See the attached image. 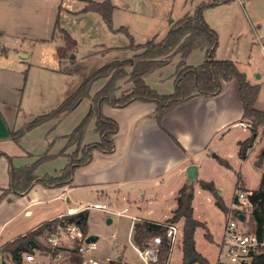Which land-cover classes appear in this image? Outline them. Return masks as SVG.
<instances>
[{"label": "crops", "instance_id": "obj_1", "mask_svg": "<svg viewBox=\"0 0 264 264\" xmlns=\"http://www.w3.org/2000/svg\"><path fill=\"white\" fill-rule=\"evenodd\" d=\"M62 1L0 0V40L5 39L9 31L14 32L13 35L20 40L51 41L50 35H52L57 19L56 12L58 8H61ZM30 11L36 13L40 20L41 16L46 18V22L43 20V30H40L38 25H34ZM36 28L37 31H35ZM204 53L206 58V52ZM20 55L24 59L29 56L23 52H20ZM174 58L177 59L178 64L180 56ZM216 58L225 60L218 56ZM15 63V60L10 58L5 50H0V198L9 186L11 163L15 167L31 165L48 153L52 156L51 159L38 167L37 174L43 165L60 157H64L67 161L66 165L68 164V158L62 154V151L67 144V139L64 137L69 134H54L59 121L46 122L24 133L25 124L37 115L30 114L28 117L20 115L28 84L26 73L29 69H26V66L21 64L22 62ZM173 67L172 76L174 78L177 66ZM41 68L53 76L66 75V71H63L61 66H41ZM252 84L260 85L259 83ZM130 87L131 85L127 89ZM72 92L63 93V100ZM160 94L170 93L160 92ZM257 104L258 100L256 108L262 110ZM155 111V104L140 101L133 102L125 108L104 106V115L115 120L119 125V131L114 136L115 151L109 155L95 151L92 161L75 171L71 185L63 188H46L41 184H36L25 195L8 194L5 196L0 201V249L44 223L56 219L61 214L82 212V209L88 205L84 196L90 192L95 193V198L102 199L95 203L102 202L116 210L128 208L131 216L142 221L164 223L172 217L177 208L180 189L190 182L186 173L187 168L190 165L197 166L198 179L204 180L200 177V170L205 163H210L211 157L209 156L211 152H215L216 156H213V161L219 163L218 157L227 160L232 169L233 165L229 159L234 155L240 158L239 143L251 136L250 127H247L249 124L243 120L244 109L239 85L235 80L224 82L222 91L217 96H197L180 103L164 117L162 124L157 122ZM95 123L93 120L89 124L84 144L100 139L95 133ZM47 124L51 126L45 128ZM40 129H45V132H42L37 140V151H33L32 147L25 148L23 141L27 138H24L36 131H42ZM18 132L19 137L15 140L13 133ZM260 133H264V127L260 129L253 146L248 149L247 158L252 153L262 152L260 149L264 141L262 137L258 140ZM90 135L92 139L89 141ZM75 149L73 146L65 154H71ZM60 173L61 171L58 175ZM45 175H50V173L46 172L42 176ZM215 185L218 189L216 183ZM197 189L207 192L201 189L199 184H195V193ZM219 193H222V190H219ZM225 204L229 209L232 206V203L225 202ZM150 205H156L162 209L163 215L157 219L139 217L138 213L143 212L142 208ZM126 219L130 220L128 217ZM113 223L112 219V223L108 226H112ZM197 231L198 229L195 232L197 251L211 264H214L204 252L198 249ZM111 237L116 239L117 236L113 233ZM130 239L134 242L131 229L128 232V241ZM213 242H215L214 237ZM112 245L116 250V248L125 246V243L117 239L112 242ZM38 252V258L45 261L46 254ZM115 256L119 260L121 253L118 252ZM26 263L34 264L28 261ZM125 264L129 262L126 260Z\"/></svg>", "mask_w": 264, "mask_h": 264}, {"label": "rangeland", "instance_id": "obj_2", "mask_svg": "<svg viewBox=\"0 0 264 264\" xmlns=\"http://www.w3.org/2000/svg\"><path fill=\"white\" fill-rule=\"evenodd\" d=\"M210 1L213 0H111L115 6L111 29L100 14L83 12L87 5L86 0H63L61 8H58L56 12V22L59 21V27L56 28L55 22L52 35H50L51 41L20 40L13 35L14 32L8 31L6 38L0 40V50H5L10 58L15 60V64L22 62L21 64L29 69L26 73L28 84L24 93L21 117L52 111L62 102L63 93L74 91L87 76L97 69L113 61L132 60L135 51L130 48V36L135 44H145L152 39L158 42L167 35L172 24L187 14L193 15L199 6ZM30 13L32 21L35 22L34 25H38L37 27L43 30V20L46 22V18L41 16L40 20L36 13L33 11ZM204 17L219 35L216 56L236 62L239 70L245 73L252 83L260 84L257 105L264 110V0H234L226 5L205 9ZM60 29H64L76 41L75 50L63 61L60 60L57 50L60 47H66L67 43ZM20 52L29 54L28 58L24 59ZM204 59V51L193 50L186 59V63L198 66ZM176 61L177 59L173 58L162 68L148 74L145 77L146 83L158 93H173L175 84L172 73L174 72L173 66H177ZM41 66H61L63 71H66V75L53 76L44 71ZM103 84V80L96 82L91 89V94H94ZM128 86L130 85H122L123 90ZM90 104L89 99H84L72 113L58 122L54 134H70L89 111ZM50 126L47 124L45 128ZM40 130L42 131H36L24 138H27L23 141L25 148L32 147L33 151H37V140L42 132H45V129ZM260 138L264 141V133L259 134L258 140ZM90 139H92L91 135L88 140ZM263 149L264 144L260 151ZM213 154L215 152H211L209 156L211 157L210 163L202 166L200 177L206 181H214L218 190H222L220 194L227 204L233 203L234 195L238 190L256 191L260 188L264 174V155L261 166L258 165V161L262 152L252 153L244 162L237 155L231 156L229 160L233 165L232 169L213 161ZM66 163L64 157L57 158L43 165L38 174L44 175L48 172L56 176ZM200 180L193 181L191 184L195 186ZM94 195L95 193L90 192L84 196L88 205L98 200L102 201ZM194 208L195 218L201 222H207L209 232L215 239V242L208 241L205 237V230L198 228L196 234L198 249L216 264L220 249L219 243L226 222L225 213L217 207L214 198L208 192L198 191V189L195 193ZM142 211L138 213V216L147 219H157L164 213L156 205L143 207ZM88 213L86 235L99 236L98 250L93 254V258L103 262L105 257H109L111 261L102 264H117L118 259L115 255L120 252L121 257L118 264H125L126 254L129 253L127 250L130 248L128 232L132 228V221L126 217L111 216L95 209H91ZM108 217L114 221L110 227L107 224ZM179 222L183 228L184 238L185 220L181 219ZM248 226L252 228L249 224ZM113 233L116 234V239L111 237ZM117 239L123 240L125 246L115 250L112 242ZM40 241L44 247L50 249L45 236H42ZM38 254L39 252L36 251L35 255ZM53 254L60 256L57 264H83L84 258L76 252L59 249ZM36 258L38 262H43L38 256ZM181 261L180 245L175 251L174 262L180 264ZM26 262V254H23L22 264H29ZM0 264L16 263L9 253L0 252Z\"/></svg>", "mask_w": 264, "mask_h": 264}, {"label": "trees", "instance_id": "obj_3", "mask_svg": "<svg viewBox=\"0 0 264 264\" xmlns=\"http://www.w3.org/2000/svg\"><path fill=\"white\" fill-rule=\"evenodd\" d=\"M87 5L83 12H96L100 14L104 22L112 29V15L115 6L111 0H86ZM234 0H213L199 6L193 15H185L182 19L172 24L167 35L160 41L149 40L145 44H135L130 36L131 46L135 51L132 60L113 61L97 69L87 76L82 83L67 96L57 108L52 111L35 116L24 126V133L49 122L60 121L72 113L84 99H89L91 107L74 130L64 138L67 144L62 154L67 156L68 164L61 170L60 175L39 176L36 171L38 167L51 159L48 153L38 158L33 164L15 167L9 166L10 182L8 188L1 196L0 201L8 194L18 196L25 195L36 184L46 188H63L71 185L75 171L88 165L95 151L103 154H112L115 151L114 136L119 131L118 123L108 118L103 113L106 105L115 108H125L133 102L153 103L156 106V119L162 124L164 117L177 105L197 96L214 97L221 93L223 83L237 81L240 89V97L243 104V120L250 124L251 136L240 142L239 156L242 160L247 158L248 149L251 148L259 133L264 127V111L256 108V102L260 94V85L252 84L247 75L241 72L232 60H219L216 51L219 46V35L205 20L204 11ZM59 21L56 22V28ZM60 32L65 38L66 47L57 50L60 60L69 57L75 50L76 41L64 30ZM193 50H203L206 58L198 66H190L186 59ZM180 56L174 75L175 90L170 94H160L152 89L145 81V77L151 72L162 68L174 57ZM103 80V86L91 94L93 85ZM130 84L129 89H122V85ZM95 120V133L100 139L96 142L84 144L85 134L89 124ZM18 133H13L17 140ZM75 146V151L65 154L66 150ZM264 149L260 155L258 165H262ZM11 160V159H10ZM218 161L226 168H231L227 160L218 157ZM201 189L209 192L217 205L225 214L229 212L216 185L212 181H199ZM195 198V186L191 182L186 183L179 191L177 197V208L171 218L165 223L179 222L185 220L184 238L181 245L183 253L182 264H211L196 249L195 232L198 228L205 230V237L213 242L207 224L196 219L194 216L193 201ZM250 207L244 209L245 214L250 216V228L260 238L264 237V174L261 186L249 196ZM88 211H82L69 216L70 221L78 223L84 234L88 232ZM58 223L57 219L48 221L39 228L24 236H20L13 242L4 245L0 252L9 253L16 264L23 263V254L40 251L49 254L51 250L43 246L40 241L42 236H47L54 231ZM87 231V232H86ZM162 237L166 244V228L157 223L143 220L135 224L133 231L134 242L142 249L147 247L148 242L154 237ZM119 263V260H118ZM117 263V264H118ZM251 264H264V254L255 256Z\"/></svg>", "mask_w": 264, "mask_h": 264}, {"label": "built area", "instance_id": "obj_4", "mask_svg": "<svg viewBox=\"0 0 264 264\" xmlns=\"http://www.w3.org/2000/svg\"><path fill=\"white\" fill-rule=\"evenodd\" d=\"M252 193V191L240 190L235 193L232 206L229 212L225 214L226 222L216 264H251L255 256L264 254V237L260 238L250 229L248 226L249 215L243 212L244 209L250 207L249 196ZM91 209L102 211L111 216L130 218L132 231H134L136 223L142 222L141 219L131 216L128 208L116 210L107 204L97 202L85 206L82 211H90ZM240 214L246 216L245 220L240 219ZM70 215L72 214H61L56 218L58 220L56 228L46 238L52 253L50 252L45 256L46 260L43 261V264H57L60 256L53 253L59 249L76 252L84 258L83 264L110 262L109 257H105L103 262L93 258V254L98 250V242L87 243L88 235L84 234L78 223L69 220ZM157 224L166 228V244L163 238L158 236L152 238L147 247L142 249L130 239V250L127 255L129 264H175L174 254L176 249L182 245L183 228L180 222ZM26 260L34 264L39 263L34 253L26 254Z\"/></svg>", "mask_w": 264, "mask_h": 264}, {"label": "water", "instance_id": "obj_5", "mask_svg": "<svg viewBox=\"0 0 264 264\" xmlns=\"http://www.w3.org/2000/svg\"><path fill=\"white\" fill-rule=\"evenodd\" d=\"M213 156L215 157L216 154H213ZM187 177H188V181L193 182V181H197L198 180V168L195 165H190L187 170ZM240 219L241 220H245L246 216L244 214H240ZM112 223V219L108 218L107 219V224L110 225ZM99 240V236L98 235H89L86 239L87 243H96Z\"/></svg>", "mask_w": 264, "mask_h": 264}]
</instances>
